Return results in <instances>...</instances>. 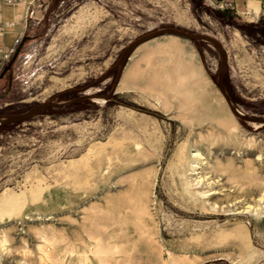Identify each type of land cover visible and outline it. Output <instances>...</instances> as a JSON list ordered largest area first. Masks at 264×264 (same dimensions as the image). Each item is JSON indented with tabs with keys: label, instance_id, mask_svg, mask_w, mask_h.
I'll return each mask as SVG.
<instances>
[{
	"label": "rangeland",
	"instance_id": "374dc122",
	"mask_svg": "<svg viewBox=\"0 0 264 264\" xmlns=\"http://www.w3.org/2000/svg\"><path fill=\"white\" fill-rule=\"evenodd\" d=\"M40 3L0 70V114L64 92L56 102L107 95L128 45L176 27L224 45L230 96L243 113L264 116V0L252 11L226 0ZM220 60L206 42L158 37L132 53L112 100L0 125V264H264V204L203 218L188 198L186 154L199 138L216 142L194 150L213 169L264 188V125L230 111L215 83ZM222 115L240 125L238 149L217 145L227 140L215 126Z\"/></svg>",
	"mask_w": 264,
	"mask_h": 264
},
{
	"label": "bare ground",
	"instance_id": "6f19581e",
	"mask_svg": "<svg viewBox=\"0 0 264 264\" xmlns=\"http://www.w3.org/2000/svg\"><path fill=\"white\" fill-rule=\"evenodd\" d=\"M185 13L186 12H182V14ZM164 36H173V35H164ZM170 47L174 49L177 48L180 51H182L183 49L181 45L175 43L170 44ZM122 89L124 90L127 89V86L120 88V90ZM117 92H118V88H117ZM94 101L102 103L103 99H95ZM157 107H160V109H162L161 106L157 105ZM162 110H164V112H167L165 108H163ZM240 112L242 111L240 110ZM197 119L200 122L204 121L199 117ZM236 123L237 125H239L238 121L234 122V120H232L229 116L226 115H222L220 120H218V123H215V126H217L220 132L224 134L225 138H227V140H223L222 143L217 142V145L223 146L224 150L228 149L229 147H232L233 149H238L239 145L243 141L241 138L242 134L240 135V133L237 131L238 126L236 125ZM255 126L258 127L259 125H255ZM215 143L216 142H212L211 140H208L206 138H199L198 142L192 143L190 147L195 150V149H200V147L208 146L209 150L211 149L215 150L216 147L213 146L215 145ZM200 144L201 146H199ZM194 150L191 151L189 149L188 154H186L187 163L184 166V174L186 175L187 188L189 189V192L192 193L191 197H188L190 200H192V202H194L192 204L193 205L192 208L196 209V207H199V210L201 211V212H195V216L206 218V217H222L228 215H234V216L244 215L253 210H258V208L256 207L264 204V188H260V189L254 188L250 186L249 184L250 181H245L240 184L236 182H232L224 175L223 168L219 167L220 169H213V166H210L211 159L209 155L204 156L203 153H201L200 151H194ZM189 171H191L189 173L191 176L188 175ZM229 171H231L232 174L237 173L243 175L244 177H248V172L246 170L229 168ZM192 176H194V178H192ZM189 178L191 179L189 180ZM195 191L200 192V194L199 195L195 194L196 193ZM257 194H259L258 195L259 198L256 200V198L254 197V199L250 201V197ZM252 202L254 205H251ZM260 213L261 212H258V215ZM255 221H258V219L256 218Z\"/></svg>",
	"mask_w": 264,
	"mask_h": 264
},
{
	"label": "water",
	"instance_id": "95a60500",
	"mask_svg": "<svg viewBox=\"0 0 264 264\" xmlns=\"http://www.w3.org/2000/svg\"><path fill=\"white\" fill-rule=\"evenodd\" d=\"M164 35H173V36H178L182 39H186L189 41H196V42H206L209 45H212L216 47L220 53V67L218 74L216 76V85L224 98L225 102L227 103L229 109L232 111V113L236 116L237 119H240L246 123H251L254 125H259L263 126L264 125V116H255V115H249L245 114L243 112H240L239 108L237 107V104L234 102L232 97L230 96L226 83H225V78L227 75L228 71V53L224 45L218 41L217 39L202 34V33H197V32H189L187 30L181 29V28H176V27H164L152 32H149L136 40H134L128 47L123 51L121 54L119 60L117 63L114 65L113 68H118V73L115 77L113 87L109 94L107 95H99V94H83L80 95L77 98L65 101V102H56L55 100L58 99L61 95L65 94L60 93L54 96L52 99L45 101L41 104H38L28 111L20 114H0V125H6V124H13V123H20L23 121H26L30 118L35 117L36 115L40 114L41 112L45 111L48 108H58V107H65L71 104H76L84 100H92L94 101L95 99H103L106 101L112 100L113 95L116 94L118 85L120 84V81L122 79L126 64L132 53L138 48L141 44L157 38L161 37ZM18 50V49H17ZM12 62L8 63V65L5 67L3 73L1 76L6 73L10 67H11ZM110 72V71H108ZM103 77L99 78L96 82H99ZM88 88H84L83 90H87ZM78 90H71L69 92H74Z\"/></svg>",
	"mask_w": 264,
	"mask_h": 264
},
{
	"label": "crops",
	"instance_id": "0c3cea01",
	"mask_svg": "<svg viewBox=\"0 0 264 264\" xmlns=\"http://www.w3.org/2000/svg\"><path fill=\"white\" fill-rule=\"evenodd\" d=\"M228 2H235L237 5L242 3L247 11L255 9L262 0H226ZM41 3H36L29 10L24 6L15 8L4 6L2 0H0V26L7 22H15V26L12 28H6L4 35H0V70L2 67L3 54L9 47L15 44V39L19 37L22 32L26 30L28 18L34 21V18H38L40 14ZM26 9V10H25ZM26 14V15H25ZM145 44V43H144ZM143 45V44H142ZM120 86V85H119Z\"/></svg>",
	"mask_w": 264,
	"mask_h": 264
},
{
	"label": "built area",
	"instance_id": "2783aa9c",
	"mask_svg": "<svg viewBox=\"0 0 264 264\" xmlns=\"http://www.w3.org/2000/svg\"><path fill=\"white\" fill-rule=\"evenodd\" d=\"M40 1L41 0H2L4 6H6V7L15 8V7H19L22 5V6L26 7L28 10ZM212 2H213V0H210V3H212ZM214 3H212V4H214ZM219 7L223 8V5L220 3ZM15 24H16L15 22H7V23L3 24L2 26H0V35H4V33L6 32V28H10V27L12 28L13 26H15ZM24 34L25 33L23 31L22 34L15 39V44L13 46L9 47L8 49H6V51L4 52L3 58H2V62H3L2 67L7 61H9L12 54L16 51L17 45L20 43Z\"/></svg>",
	"mask_w": 264,
	"mask_h": 264
},
{
	"label": "trees",
	"instance_id": "16d2710c",
	"mask_svg": "<svg viewBox=\"0 0 264 264\" xmlns=\"http://www.w3.org/2000/svg\"><path fill=\"white\" fill-rule=\"evenodd\" d=\"M17 50V49H16ZM228 90V89H227ZM228 92H229V90H228ZM229 94H230V92H229ZM231 95V94H230Z\"/></svg>",
	"mask_w": 264,
	"mask_h": 264
}]
</instances>
